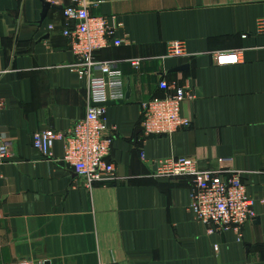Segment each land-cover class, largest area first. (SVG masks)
Segmentation results:
<instances>
[{
	"label": "crops",
	"instance_id": "obj_1",
	"mask_svg": "<svg viewBox=\"0 0 264 264\" xmlns=\"http://www.w3.org/2000/svg\"><path fill=\"white\" fill-rule=\"evenodd\" d=\"M88 1L113 31L94 57L122 73L126 95L106 110L116 180L91 190L60 162L62 141L52 160L32 147L34 133H67L92 105L62 34L74 22L62 9L41 21L40 0H0V141L12 148L0 161V264H264V0ZM176 41L189 57H164ZM225 53L238 64L217 66ZM162 80L194 91L180 110L191 124L142 142L140 104L161 97ZM167 158L241 173L254 202L241 239L188 211L191 178L153 177Z\"/></svg>",
	"mask_w": 264,
	"mask_h": 264
},
{
	"label": "built area",
	"instance_id": "obj_2",
	"mask_svg": "<svg viewBox=\"0 0 264 264\" xmlns=\"http://www.w3.org/2000/svg\"><path fill=\"white\" fill-rule=\"evenodd\" d=\"M58 4L59 0H44ZM88 0H71L62 8L67 21L73 27L62 32L71 39V50L77 61L73 70L88 82L89 98L92 105L85 116L78 120L67 133L53 131L37 132L32 135V147L42 157L52 160V148L57 141L63 142V156L60 162L75 173L85 188L111 184L116 180L114 165L107 161L114 134L106 124V110L110 104L125 101L124 78L122 73L106 62L95 59V53L108 47L113 35L112 29L102 17L90 15ZM257 32L264 34V18L257 21ZM120 46V41H114ZM165 58L189 57L183 42H170L166 46ZM217 66L238 64L236 53L213 56ZM138 61L132 62L137 66ZM161 97H154L140 104L139 129L142 142L149 138L165 137L177 130L190 127V121L181 116L183 102L194 100V91L178 87L162 80L158 84ZM9 142L0 141V161L11 156ZM140 158L144 155L140 152ZM241 173L235 170H201L191 158H167L155 164L153 177L170 180L191 178L188 211L205 226L209 233L232 231L241 239L242 227L254 217L253 200L246 193ZM40 264V263H38Z\"/></svg>",
	"mask_w": 264,
	"mask_h": 264
},
{
	"label": "water",
	"instance_id": "obj_3",
	"mask_svg": "<svg viewBox=\"0 0 264 264\" xmlns=\"http://www.w3.org/2000/svg\"><path fill=\"white\" fill-rule=\"evenodd\" d=\"M41 4H42V13H41V21L44 19V17L46 16L47 12L50 10V9H58V10H61L62 7L60 6H57L55 4H50L49 2H46L44 0H40ZM182 69H186V67H182L180 68L179 70H182ZM44 264H48V262L44 263Z\"/></svg>",
	"mask_w": 264,
	"mask_h": 264
}]
</instances>
